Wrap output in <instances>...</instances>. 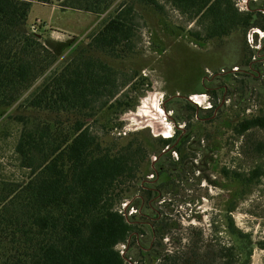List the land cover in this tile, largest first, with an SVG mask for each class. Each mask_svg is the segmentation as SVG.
I'll return each instance as SVG.
<instances>
[{
  "label": "rangeland",
  "instance_id": "1",
  "mask_svg": "<svg viewBox=\"0 0 264 264\" xmlns=\"http://www.w3.org/2000/svg\"><path fill=\"white\" fill-rule=\"evenodd\" d=\"M122 1L135 3L137 11L134 52L119 58L94 54L126 76H135L122 91L128 106L105 107L94 116L30 106L45 75L58 71L74 46L88 43ZM160 2L163 12L138 0H115L100 14L61 1L32 3L24 28L39 33L57 59L11 106L0 108V173L17 182L30 175L16 152L24 125L57 121L67 129L83 118L105 146L135 141L149 147L136 177L122 183L127 192L116 208L128 220L144 219L136 213L141 181L163 166L156 186L161 193L154 201L161 215L154 224L155 244L151 245V228L139 224L141 244L145 249L151 246V251L143 255L136 239L128 246L119 244L128 263L145 264L155 258L153 264H225L234 258V264H243L251 248L247 264H264V128L243 134L234 130L242 119L264 115V29L255 25L199 40L189 32L200 27L196 19ZM236 2L243 10L249 6L264 11V0ZM256 20L264 25V13ZM147 102L154 112L137 117ZM168 137L173 140L161 149L159 139ZM257 168L259 176L254 175ZM143 211L152 213L147 205ZM231 228L248 235L245 242Z\"/></svg>",
  "mask_w": 264,
  "mask_h": 264
},
{
  "label": "trees",
  "instance_id": "2",
  "mask_svg": "<svg viewBox=\"0 0 264 264\" xmlns=\"http://www.w3.org/2000/svg\"><path fill=\"white\" fill-rule=\"evenodd\" d=\"M34 1H61L100 14L115 0H0V108L11 106L57 59L39 33L24 28ZM138 1L163 12L160 0ZM165 1L197 20L200 27L189 32L199 40L255 25L264 29L256 20L262 11L243 10L236 0ZM136 20L135 3L122 1L88 43L74 46L73 39L71 57L58 71L45 75L30 106L86 116L105 107L128 106L123 89L135 76H126L94 53L114 58L133 53ZM58 124L24 125L16 152L21 165L30 169L27 180H9L0 173V264H130L117 246L140 228L116 206L127 192L122 183L136 177L149 147L135 141L105 146L83 118L67 129ZM254 127L264 128V115L244 118L234 130L243 134ZM172 140L159 139L160 148ZM254 171L261 174L260 168ZM230 232L242 242L248 237L234 228ZM250 252L251 248L245 251L243 264ZM235 262L232 258L225 264Z\"/></svg>",
  "mask_w": 264,
  "mask_h": 264
},
{
  "label": "flooded vegetation",
  "instance_id": "3",
  "mask_svg": "<svg viewBox=\"0 0 264 264\" xmlns=\"http://www.w3.org/2000/svg\"><path fill=\"white\" fill-rule=\"evenodd\" d=\"M246 9L252 10V11H262V9L253 8V7L250 8L249 6H247ZM262 12L264 13V11H262ZM167 136H169V135H167ZM164 152H166V151L164 150L162 154L161 153L158 154L159 159H161L164 156V154H165ZM153 166L155 168V165H153ZM162 167L163 166H158L157 170L155 171V176L153 175L152 177L143 178L141 181V188L140 189L142 191V194H139L136 197V199H138V200L140 199V205L137 208L136 213L137 212L139 214L141 213L144 219L142 221H138V220L132 219V218L129 219L130 222L137 223L138 227H139V224H142V225H148L151 228V235H152L151 241H153L151 244L152 246L155 244L156 234H157V231L155 229L154 224L157 221H159L160 216H161L159 210L154 205V201H155L156 195H160V193H161V190L159 188H157L156 186L160 180V173L163 170ZM146 205L151 210V212H152L151 214L143 211V209L146 207ZM150 220L152 221V223H150ZM135 239L137 240V244L140 246L142 254L146 256L147 254H145L144 252H150L151 246H149L150 248L145 249L143 247V245L141 244V241L143 240V234L141 233V228L139 230L133 232L129 236L127 242L124 244L128 246V244ZM154 259L155 258H152V261H150V262H147V260H144V263L145 264H153Z\"/></svg>",
  "mask_w": 264,
  "mask_h": 264
},
{
  "label": "bare ground",
  "instance_id": "4",
  "mask_svg": "<svg viewBox=\"0 0 264 264\" xmlns=\"http://www.w3.org/2000/svg\"><path fill=\"white\" fill-rule=\"evenodd\" d=\"M143 107H145V108H143V109H141V111H138L135 115H137V117H138V114L140 113V114H142V116H146L150 111H153L154 112V110L152 109V106L150 105V103L149 102H147V103H145L144 105H143ZM154 107V106H153ZM160 111H162L163 112V109L161 108V110ZM165 111V110H164ZM153 116V115H152ZM152 116H150V117H152ZM152 120L154 119V118H151Z\"/></svg>",
  "mask_w": 264,
  "mask_h": 264
},
{
  "label": "water",
  "instance_id": "5",
  "mask_svg": "<svg viewBox=\"0 0 264 264\" xmlns=\"http://www.w3.org/2000/svg\"><path fill=\"white\" fill-rule=\"evenodd\" d=\"M190 98H191V97H190ZM191 99H192V98H191ZM191 99H190V100H191Z\"/></svg>",
  "mask_w": 264,
  "mask_h": 264
}]
</instances>
